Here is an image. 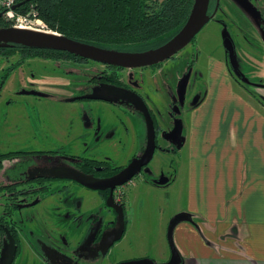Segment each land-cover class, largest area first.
Segmentation results:
<instances>
[{
    "label": "rangeland",
    "instance_id": "obj_1",
    "mask_svg": "<svg viewBox=\"0 0 264 264\" xmlns=\"http://www.w3.org/2000/svg\"><path fill=\"white\" fill-rule=\"evenodd\" d=\"M162 1L157 0V2ZM222 4L221 11L233 28L242 29L245 36L256 34L251 21L234 4L228 0H222ZM218 18L221 19V16ZM6 23L9 27L10 23L8 21ZM47 30L45 31H52ZM223 35L224 33L214 23L206 25L197 35L194 46L196 49H200L198 52L200 54L197 53L195 72L190 79L192 88L187 97L189 103L193 98L198 100L207 84L215 81L227 86V83L224 82L233 79L226 59L223 53L219 51L221 50V37ZM189 51L192 52L188 48L187 52ZM190 58V55L188 56L184 51L157 67L146 70L117 71L109 70L97 63L78 62L71 56L58 52H0V152L10 149L25 150L31 145L38 149H41L42 146L46 149L60 150V146L63 147L64 145L60 143L57 146V132L65 134L72 124L76 144L84 145H77L74 148L71 146L70 149H65L66 151H59L60 155L70 159L66 158L64 161H69V166L79 167L86 161L105 160L111 165L110 167L107 164L108 170L112 172V169L114 171L120 164L132 157V150L137 143V148H139L145 142L144 121L134 113L136 107L125 101L105 96L102 91L101 93L105 96L103 103L83 102L71 105L68 102L81 94L83 88L102 89V86L97 85V83H101L105 78L113 80L114 84L120 83L122 86L135 88L139 91L143 85L144 89L149 87V91L153 90L150 89L151 86L157 87L158 85L161 86L158 93L148 91L147 102L149 104L147 105L151 106L155 120L160 127L172 132L173 127L178 122L177 111L181 100L178 98L179 94L175 86L178 85V78L185 69L186 61L190 62ZM261 59H256L258 65ZM248 60L252 61V58H248ZM260 64L263 66L262 90L255 87L249 89L246 86L247 83L245 86L243 85L244 87H236V90L248 98L253 106L259 108V104H261L262 111H264V99L262 98L260 101L257 97V93L262 92L264 94V59ZM197 77L201 79L195 82ZM247 77L254 81L257 80L249 73ZM242 78L247 81L243 76ZM168 81H170L169 88L167 87ZM257 82H259V78ZM164 83L166 85L163 88ZM144 96L146 97L145 93ZM169 101L174 107L172 114L176 115L173 116V121L169 119L168 115ZM189 103H185V113H182L179 118L182 122L187 117L189 108L192 107ZM125 105L132 108H126ZM85 123L91 124L90 128H92L88 132L84 127L86 126ZM97 124H99V130H94ZM79 136H82L81 142L77 140ZM159 143L161 147L166 144L161 138ZM177 151V144L173 147L170 155L157 151L152 162L140 177L133 181L130 180L117 190L116 199L126 203L128 227L123 239L110 250L106 258L91 257L89 260L80 262L76 259L75 264H114L122 258L127 259V257L133 258L147 254H151L157 260L156 263L167 259L169 254L166 244L167 226L175 216L181 213L178 211L185 209L187 204L184 199L186 173L184 168L179 169L182 162H180L179 156L181 153H177ZM42 154L49 155L46 152ZM182 160L184 161L183 155ZM50 176V174L42 175L41 177L48 179V181L36 182L33 187H39L41 192L55 189L57 183L49 181ZM143 179H148L152 185L165 186L158 188L153 185L152 189H149L147 184H143ZM165 181L164 184L160 183ZM26 187L29 191L30 185ZM148 194H151L150 199H148ZM22 202L24 201L21 200ZM80 217L79 214L73 220L71 228L78 227L87 221L85 217ZM97 218L104 227H109V222L114 221L113 215L107 210L102 211L101 214L97 215ZM16 219L18 220L17 216ZM90 221L94 222V218ZM179 224L172 234L173 243L178 253H180L179 240H182L180 231L186 228L185 224L180 226ZM30 227L32 228L31 223L27 222V228L22 230H24L26 239L32 241L35 234L28 231L31 229ZM45 228L49 229L48 226ZM53 229L55 231L52 234V246L49 247L52 253L50 257L62 256L60 251L66 252L69 257L71 251H75L74 254L79 252L80 241L83 237L82 226L79 229L80 233L73 237V244L67 240V235L71 233L67 224ZM61 235H64L65 238L60 239ZM3 252L4 249L1 255ZM26 256L30 259L27 264H45L44 261L42 262L36 257L37 255ZM74 257L81 260L78 255L77 257L74 255ZM50 264H56V260Z\"/></svg>",
    "mask_w": 264,
    "mask_h": 264
},
{
    "label": "flooded vegetation",
    "instance_id": "obj_2",
    "mask_svg": "<svg viewBox=\"0 0 264 264\" xmlns=\"http://www.w3.org/2000/svg\"><path fill=\"white\" fill-rule=\"evenodd\" d=\"M230 3L234 4L239 11L242 12L244 16H246L251 23L253 24L256 34L255 35H248L245 36V33L242 29H235L233 28L230 23L228 22L225 14L221 11L222 0H209L208 8H207V16L209 21L206 25L210 23H214L219 27V30L224 33L223 37H221V51L226 59V63L228 65L229 71L231 72V76L233 79H229V83L236 87L242 86L244 87L247 83V87L249 89L251 87H255L262 90V59H264V0H228ZM221 16V19L218 18ZM205 25V26H206ZM204 26V27H205ZM203 27V28H204ZM202 28V29H203ZM202 31V30H201ZM200 31V32H201ZM199 32V33H200ZM198 33V34H199ZM197 34V35H198ZM197 35L192 39V41L180 50L177 54L186 52L188 56L190 55V62L186 61L185 69L180 74L178 78V85L176 84L175 89L177 88V92L179 94L180 105L177 111V120L173 129L181 124V120L179 119L182 113H185V103H189L187 97L191 91L192 84H190V79L193 77V72H195V65H196V56L200 49H196L194 46L195 40ZM225 42L227 45H225ZM228 47V48H227ZM192 50V52H187V49ZM56 52V51H51ZM62 54V52H59ZM198 53V54H197ZM66 54V53H63ZM176 54V55H177ZM230 54L233 58H230ZM69 55V54H68ZM174 55V56H176ZM73 59L77 60L78 62H92L89 60H84L81 58L74 57L70 55ZM172 57V59L174 58ZM193 57V58H192ZM248 58H252V61L248 60ZM261 59L259 65L256 63V59ZM171 60V59H169ZM167 61V60H166ZM165 62V61H164ZM163 62V63H164ZM161 63V64H163ZM100 64V63H97ZM161 64L155 65L160 66ZM191 64V65H189ZM102 66L107 67L109 70H146L150 69L155 66L141 68V69H121L117 67H111L107 65L100 64ZM250 65V66H249ZM208 67V66H207ZM251 67V68H250ZM253 69V70H252ZM246 72V74H245ZM174 73V72H173ZM252 75L254 77L259 78V82L251 80L247 77V74ZM245 75V76H244ZM242 76L247 80L244 81ZM200 77L195 78V82L200 81ZM170 81L167 82V87L169 88L168 84ZM111 79H104L101 83H97V85H101L102 89L99 90L97 88H83L81 90V94L77 95L76 97L72 98L68 103L73 105L76 103H97L102 102L105 96H110L116 98L118 100L125 101L126 103H130L133 107H136L133 103L127 101L126 99L119 98L118 96H111L108 93V87H114L123 89L126 91L131 92L132 94L137 95L145 104L146 108L149 111L150 117L153 122L154 127V153L161 151L165 154L170 155L175 144L181 141V135H183V131H179V134H173L169 130H164L160 127V125L156 122L155 115L151 106L147 102L148 96V89H144V85L141 87V91L135 88H129L126 86H122L120 83H116ZM190 84V85H189ZM96 85V84H95ZM166 83L163 84V88ZM244 85V86H243ZM100 86V87H101ZM161 87V86H160ZM158 85L151 86L150 89H153L149 92L158 93L159 88ZM101 91L105 94H102ZM144 93L146 97L144 96ZM257 97L262 101V94L257 93ZM194 99V98H193ZM178 100V101H179ZM124 106V105H123ZM132 108L131 106H126ZM172 103L169 101V119L173 121ZM135 111V110H134ZM140 118L143 119L145 125V142L138 147V143L136 147L132 150L133 155L131 158L127 159L123 164H120L114 171L112 172L108 170L109 163L105 160H90L84 162L85 164L79 165V167L69 166V161H64V159H69V157H64L62 154L60 155L59 151H66L65 149H70L71 146L73 148L75 146H83L82 144H76V137L73 135V125L69 127V130L63 134V132H57L56 135V143L57 146L59 144H63L64 146H60V150L57 149H46L41 146V149L37 147L29 146L25 150H6L0 152V261L2 260L1 257L5 258L6 256L10 255L12 250V244L14 245L15 254L14 258L12 259L11 264H27V261L30 259L27 258L26 255L30 256L37 255L36 257L39 258L40 261H44L45 264H50V262H55L56 264H75L76 259L78 262L82 260H89L91 257L97 258L102 257L106 258L109 254L110 250L118 244L127 232L128 227V220H127V212H126V203L120 202L116 199L115 194L117 190L122 186L116 187H104L103 189H91L81 184L69 180V179H62L58 177H54V171L56 169H67V170H74L79 173H82L86 176L93 177L98 181L109 180L116 176L120 171L125 169L134 159H139L147 145V129L146 123L143 114L138 110L136 107V111L134 112ZM86 132L90 131L91 124L85 123ZM94 130H99V124L96 125ZM183 130V129H182ZM171 132V134H170ZM84 134V133H83ZM82 134V135H83ZM169 135V136H168ZM78 137V141L80 138ZM162 139L165 145L161 147L159 143V139ZM81 142V141H80ZM32 144V143H29ZM174 146H173V145ZM67 147V148H66ZM83 149V147H82ZM49 153V155H44L42 153ZM61 152V153H62ZM179 153V150L177 151ZM176 154V152H173ZM153 156L151 160L148 162L146 166H144L139 174L135 175L132 178V181L137 179L143 174V171L149 166L152 162ZM88 158V157H86ZM125 158V157H124ZM128 158V157H126ZM89 159V158H88ZM123 159V158H122ZM70 160V159H69ZM109 166H108V165ZM113 168V167H112ZM50 174L52 183H57L55 189H51L46 192H41L39 187H33L36 182H40L42 180H47L42 178V175ZM143 184L148 185L149 189H152L153 185L148 182V179H143ZM30 185L29 191L26 187ZM158 188L164 187L165 185H155ZM151 195V194H150ZM150 195L148 194V199H150ZM21 200L24 202L21 203ZM30 201V202H28ZM2 202V203H1ZM107 210L109 211L113 217L114 221L109 222L108 226H103L102 222L97 218V215L101 214L102 211ZM119 210L122 212V219L121 222L119 217ZM81 217H85L87 221L83 222L78 227L71 228L73 224V220L76 219L78 215ZM87 215V216H85ZM18 217V220L16 219ZM93 216V217H92ZM80 217V218H81ZM94 218V222L90 221ZM29 220V221H28ZM17 221V222H16ZM27 222L31 223L32 228L28 231L34 233L35 235L32 238V241L26 239L24 234L23 228H27ZM171 222V221H170ZM169 222V224H170ZM57 223V224H56ZM61 224V225H59ZM64 224H67V227L71 229V233L67 235V240H70V243L73 244V237L76 234L80 233V227L82 226L83 237L81 238V243L79 246V252L71 251L70 257L66 254L61 252L60 255L55 258L50 257L51 250L49 247L52 245V234L55 231L53 228H57L58 226L63 227ZM169 224L166 229V244L169 249L168 257L165 261L156 263L157 260L150 255H138L133 258L123 259L118 261V263L114 264H125L132 261H139V260H149L154 264H165L171 258L170 248L168 246L167 241V230ZM46 226L49 229L45 228ZM178 226V224L176 225ZM122 229V235L120 239L113 242L107 250L102 249V239L104 235H107L113 231H118ZM176 227L173 230L175 231ZM65 236L61 235L60 239H64ZM65 241V240H63ZM12 242V244L10 243ZM68 243V242H67ZM11 244V245H10ZM4 249L3 256L1 255L2 250ZM34 252V254H33ZM37 253V254H36ZM180 263L184 264V261L181 258L180 253ZM74 255H77L81 258H75ZM68 257V258H67ZM67 258V259H66ZM39 261V262H40ZM44 264V263H43Z\"/></svg>",
    "mask_w": 264,
    "mask_h": 264
},
{
    "label": "crops",
    "instance_id": "obj_3",
    "mask_svg": "<svg viewBox=\"0 0 264 264\" xmlns=\"http://www.w3.org/2000/svg\"><path fill=\"white\" fill-rule=\"evenodd\" d=\"M219 83L181 121L187 204L178 212L191 221L179 224V252L184 264H264V111Z\"/></svg>",
    "mask_w": 264,
    "mask_h": 264
},
{
    "label": "water",
    "instance_id": "obj_4",
    "mask_svg": "<svg viewBox=\"0 0 264 264\" xmlns=\"http://www.w3.org/2000/svg\"><path fill=\"white\" fill-rule=\"evenodd\" d=\"M208 4L209 0H193V4L186 22L178 31V33L161 46L142 52H124L112 49H103L93 45H89L87 43L75 41L56 32H41L31 29L16 28L13 26L0 28V48L20 46L22 48L32 50L62 52L77 58L121 69H141L151 67L171 59L180 50L186 47L192 41V39L202 30V28L209 21V18L207 16ZM19 6L20 4L15 5L13 9ZM225 45H227L226 42ZM230 58H233L231 54ZM107 90L109 95L116 97L118 96L119 98L126 99L127 101L133 103L143 114L147 129V145L143 155L139 159H134L125 169L120 171L116 176L109 180L98 181L93 177L86 176L77 171H70L67 169H56L54 171V177L73 180L81 184L82 186L91 189H103L104 187L108 186H111L113 188L128 183L135 175L139 174L141 169L146 166L151 160L154 153V127L149 111L146 108L145 104L137 95L132 94L129 91L114 87H108ZM181 129L182 125L179 124L173 129L172 133L175 135L179 134L180 136L179 131ZM182 142L183 140L181 137V141L177 145L178 149H180ZM160 183L164 184L166 183V181ZM119 212V217L122 222V212L121 210H119ZM190 221L191 219L187 214H178L171 220L167 230V241L171 252V258L165 264L180 263V257L178 251L174 246L172 234L177 224ZM121 235L122 229L104 235L101 242L102 249L107 250L113 242L120 239ZM10 243L12 244V242ZM11 247L12 250L10 252V255L6 256L5 258L1 257L2 260L0 261V264H11L12 259L14 258L13 254H15L14 245L12 244ZM125 264L154 263L149 260H139Z\"/></svg>",
    "mask_w": 264,
    "mask_h": 264
},
{
    "label": "trees",
    "instance_id": "obj_5",
    "mask_svg": "<svg viewBox=\"0 0 264 264\" xmlns=\"http://www.w3.org/2000/svg\"><path fill=\"white\" fill-rule=\"evenodd\" d=\"M19 3L16 11L24 14L33 6L48 29L67 38L103 49L142 52L161 46L178 33L193 0H20ZM2 19L0 28L8 27ZM7 51L45 50L0 48V52Z\"/></svg>",
    "mask_w": 264,
    "mask_h": 264
},
{
    "label": "built area",
    "instance_id": "obj_6",
    "mask_svg": "<svg viewBox=\"0 0 264 264\" xmlns=\"http://www.w3.org/2000/svg\"><path fill=\"white\" fill-rule=\"evenodd\" d=\"M20 0H0L1 18L10 22V26L37 31L47 30V26L37 17L36 9L30 6L26 13H20L13 9L20 4ZM21 5V4H20Z\"/></svg>",
    "mask_w": 264,
    "mask_h": 264
},
{
    "label": "bare ground",
    "instance_id": "obj_7",
    "mask_svg": "<svg viewBox=\"0 0 264 264\" xmlns=\"http://www.w3.org/2000/svg\"><path fill=\"white\" fill-rule=\"evenodd\" d=\"M41 32H47V31H41Z\"/></svg>",
    "mask_w": 264,
    "mask_h": 264
}]
</instances>
